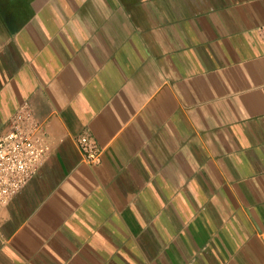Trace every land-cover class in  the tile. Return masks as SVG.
I'll return each mask as SVG.
<instances>
[{
	"label": "crops",
	"instance_id": "0c3cea01",
	"mask_svg": "<svg viewBox=\"0 0 264 264\" xmlns=\"http://www.w3.org/2000/svg\"><path fill=\"white\" fill-rule=\"evenodd\" d=\"M262 26L264 0H0V132L26 106L48 145L0 264H264Z\"/></svg>",
	"mask_w": 264,
	"mask_h": 264
},
{
	"label": "built area",
	"instance_id": "2783aa9c",
	"mask_svg": "<svg viewBox=\"0 0 264 264\" xmlns=\"http://www.w3.org/2000/svg\"><path fill=\"white\" fill-rule=\"evenodd\" d=\"M264 35V26L260 27ZM86 161L95 163L100 156L98 145L89 137L79 140ZM48 156L43 127L26 107L10 119L0 132V210L22 189Z\"/></svg>",
	"mask_w": 264,
	"mask_h": 264
},
{
	"label": "rangeland",
	"instance_id": "374dc122",
	"mask_svg": "<svg viewBox=\"0 0 264 264\" xmlns=\"http://www.w3.org/2000/svg\"><path fill=\"white\" fill-rule=\"evenodd\" d=\"M14 116V115H13Z\"/></svg>",
	"mask_w": 264,
	"mask_h": 264
}]
</instances>
